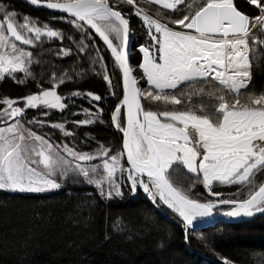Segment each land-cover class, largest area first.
<instances>
[{"label":"snow or ice","instance_id":"1","mask_svg":"<svg viewBox=\"0 0 264 264\" xmlns=\"http://www.w3.org/2000/svg\"><path fill=\"white\" fill-rule=\"evenodd\" d=\"M126 2L134 4V0ZM181 2L157 0L163 8L175 10L174 15L165 14L168 23L136 8L135 15L142 17L150 42L140 45L143 61L138 68L142 75L134 76L129 63V19L109 0H30L32 5L45 4L47 9L68 14L53 18L65 20L80 32L79 51L85 50L90 29L111 50L123 80V98L115 105L111 121L123 133V147L117 150L101 145L94 152L78 151L68 144L56 145L45 134L26 127L51 124L65 136L72 134L64 123L27 117L28 109H38V116H48L45 109L63 111L67 107L57 87L72 77L67 72L59 76L53 72L51 87L41 86L39 91L15 100L4 98L6 107L0 112L5 120L0 126V190L42 193L59 189L66 179L73 178L95 185L101 197L111 199L122 196L121 185L129 184V191L135 193L142 188L153 203L158 197L178 213L185 225L186 240L189 226L214 213L229 218L264 214V182L256 179L257 174H264V92H241L251 81L250 54L257 43L264 44L257 35L264 32V0H250L258 10L251 15L238 10L234 0H193L186 10L177 8ZM42 37L63 40L64 33L47 23L38 26L28 16L21 21L15 10L0 3V79L7 75L23 83L28 77L35 78L30 68L33 53L16 42L30 46ZM70 51L62 48L57 54ZM103 59L98 57L99 61ZM103 67L106 71V65ZM17 72L24 76L18 77ZM104 79L111 87L110 77L105 74ZM141 79L146 86L138 83ZM197 85L199 93L215 97L212 112L198 113L191 106L167 107L181 104L185 96L190 101V89ZM71 96L93 103L102 99L91 91L85 94L77 90ZM142 99L149 105L142 104ZM151 102H162L164 107L154 110ZM122 106L126 112H122ZM95 107L98 111L81 108L87 116L75 123L87 125L100 119L103 110ZM200 107H205L203 102ZM125 152L126 166L122 163ZM95 160L99 162L83 163ZM180 166L195 174V182H201L209 195L218 199L201 200L175 187L169 170ZM214 182L238 184L248 194L245 198H225L213 188Z\"/></svg>","mask_w":264,"mask_h":264},{"label":"trees","instance_id":"2","mask_svg":"<svg viewBox=\"0 0 264 264\" xmlns=\"http://www.w3.org/2000/svg\"><path fill=\"white\" fill-rule=\"evenodd\" d=\"M109 2L129 19L133 37L130 64L133 75L140 76L142 69L138 65L142 63V53L139 48L150 40L143 19L135 15L136 8L164 23H168L165 14L174 15L175 10L165 9L150 0H134L132 5L127 4L126 0ZM202 2L195 0V3ZM0 3L15 10L21 21L28 16L38 26L47 23L64 33L63 40L42 37L28 47L34 57L30 68L35 78L28 77L23 83L7 75L0 79V112L4 109V98L15 100L39 91L41 86L51 87L53 72L57 76L67 72L72 78L57 87L67 107L63 111L45 109L49 111L48 116H38V109H28L27 117L31 119L36 116L39 120L64 123L65 129L72 134L65 136L51 124L27 126L45 134L56 145L68 144L78 151L92 152L101 145L121 149L122 133L111 121V113L123 98L122 78L97 37L90 31L85 40V50L81 52L78 49L80 32L65 20L53 18L60 16L36 10L19 0H0ZM189 3H193V0H182L177 8L186 10ZM234 3L245 14H258L250 0H234ZM170 26L182 28L179 25ZM257 35L264 39V32H257ZM62 48H70L71 51L67 55H58ZM99 56L104 59L99 61ZM94 60L97 62L94 63ZM250 60L251 81L247 89H241V92H264V44L255 45ZM105 74L112 81L111 87L104 79ZM16 75L23 77L24 73L17 72ZM138 83L146 86L145 79ZM198 88L199 85L190 89V101L185 96L181 104H169L167 107L181 109L191 106L198 113L212 112L215 97L199 93ZM77 90L85 94L91 91L101 95L102 99L93 103L90 99L72 97L71 93ZM241 99L243 101V95ZM71 100H76V103ZM22 101L17 100V103L21 104L19 102ZM141 102L149 105L144 99ZM201 102L205 105L203 109ZM95 105L103 110L100 121L87 125L75 123L82 119L81 114H76L77 111H81V108L98 111ZM150 106L154 110L158 106L164 107L162 102H151ZM2 122L5 120L0 116V124ZM169 171L173 185L179 189L181 186L175 184L172 177L179 178L181 174L187 182L191 181L189 183L193 187L189 193L194 198L218 199L210 196L201 182H195V175L183 166ZM256 179L263 182L264 174H257ZM213 188L221 191L225 198H245L248 194L238 184L214 182ZM122 193V196L104 199L95 187L78 179L66 182L60 190L48 194L28 195L0 190V264H225L222 258L229 259L232 264H264V215L232 224L216 223L198 230L188 229L186 240L183 223L169 208L140 198V191L136 198H132L128 184L123 186ZM116 226L123 230L117 231Z\"/></svg>","mask_w":264,"mask_h":264},{"label":"water","instance_id":"3","mask_svg":"<svg viewBox=\"0 0 264 264\" xmlns=\"http://www.w3.org/2000/svg\"><path fill=\"white\" fill-rule=\"evenodd\" d=\"M19 1H22L24 3H26L27 5H29L30 7L36 9V10H41V11H46V12H49V13H52L56 16H67L68 14L67 13H63V12H60L59 10H51V9H47L46 5L45 4H41V5H32L30 3V0H19ZM130 27V25H129ZM131 30V29H130ZM91 31L96 37L97 39L99 40V42L103 45V47L105 48V50L110 54L111 58L113 59L114 61V57L112 56L111 54V50L107 48L105 42L99 37L98 34L95 33L94 30H89ZM132 33H131V36H130V40H129V44H128V48H129V63H130V55H131V42H132ZM115 62V61H114ZM120 71V70H119ZM120 74H121V78H122V73L120 71ZM133 74V73H132ZM122 88H123V80H122ZM124 112H126V108L124 107ZM122 133V132H121ZM122 137H123V133H122ZM123 147V141H122V144H121V149ZM125 164H126V152H125V155H124V158H123ZM264 182V181H263ZM129 188H130V185H129ZM140 192H141V195H140V198H145V199H148L146 196H145V192L143 191L142 188H139L138 189ZM136 194H137V191L135 193L131 192V196L132 198H136ZM264 214H260V213H255L253 216L251 217H240V218H229V217H226L224 216L222 213H214V215L211 217V218H206L205 221H201V220H197L194 222V226H191V228L193 230H198V229H201V228H204V227H208V226H211V225H214L216 223H226V224H232V223H236V222H240V221H243V220H247V219H253V218H256V217H260V216H263ZM178 218L182 221V218L179 217V214L177 215Z\"/></svg>","mask_w":264,"mask_h":264},{"label":"rangeland","instance_id":"4","mask_svg":"<svg viewBox=\"0 0 264 264\" xmlns=\"http://www.w3.org/2000/svg\"><path fill=\"white\" fill-rule=\"evenodd\" d=\"M124 1V0H123ZM151 2H154V3H156V4H158L157 3V0H150ZM173 2H174V0H173ZM160 6H161V4H159ZM163 6V5H162ZM144 13V12H143ZM142 18V17H141ZM34 35V34H33ZM59 37H57V39H58ZM53 39H56V38H53ZM117 41H115L114 40V43H116ZM18 45H20L21 47H24L26 50H28L29 51V49H28V47H30V46H33V45H30V46H25V45H22V43L21 42H16ZM139 51H140V48H139ZM143 55V54H142ZM146 79V78H145ZM19 103H21V105L24 103V101H22V102H19ZM6 107V105L4 104V108ZM3 111V110H2ZM93 112H95V111H93ZM122 112H124V107L122 106ZM77 113H79V114H81V116H82V119L81 120H83V119H85L86 118V116H87V113H85V112H83V111H77L76 112V114ZM99 120V119H98ZM98 120H95L94 122H96V121H98ZM100 121V120H99ZM8 122H11V121H8ZM93 122V123H94ZM4 123L5 122H2V124H0V126H3L4 125ZM92 124V123H91ZM26 127H28L27 125H26ZM92 152H94V151H92ZM97 162H99V160H95V161H91V162H83V163H97ZM122 163H125L124 162V160H122ZM125 166H126V164H125ZM186 169V168H185ZM187 170V169H186ZM188 171V170H187ZM191 174H193V173H191ZM195 175V174H194ZM119 177V173H117V178ZM75 180H77V179H73V178H68V179H66L65 180V182L62 184V186H64V184L66 183V182H69V181H74L75 182ZM172 180H173V182H175V184H178V185H180L181 186V188L180 189H182V190H186V191H189V192H191V189H192V187H193V184L192 183H189V182H191V181H189V182H187L186 181V179H184L183 177H182V175L181 174H179V178L178 177H172ZM127 184H122L121 185V191H122V189H123V186H126ZM129 185V184H128ZM62 186H61V188H62ZM93 187H95V185H92ZM61 188H59V189H53V190H50V191H46V192H42V193H21V192H18V191H16V192H13V191H7V190H2V191H6V192H9V193H16V194H28V195H37V194H48V193H52V192H56V191H58V190H60ZM96 188V187H95ZM139 191V190H138ZM138 191H137V194H138ZM145 196L149 199V200H151L152 201V199H151V197L147 194V193H145ZM118 197V196H117ZM157 204H159V205H162V206H165V207H167L168 208V206L167 205H164L163 204V202L162 201H159V198L157 197ZM170 209V208H169ZM171 211H173L174 212V210H172V209H170ZM175 214H176V217L178 218V213H176V212H174ZM217 213H219V212H217ZM179 219V218H178ZM180 220V219H179ZM181 221V220H180ZM183 225H184V223H183ZM184 227H185V225H184ZM189 229H192L191 227H189Z\"/></svg>","mask_w":264,"mask_h":264},{"label":"bare ground","instance_id":"5","mask_svg":"<svg viewBox=\"0 0 264 264\" xmlns=\"http://www.w3.org/2000/svg\"><path fill=\"white\" fill-rule=\"evenodd\" d=\"M197 220L205 221V220H206V218L197 219ZM189 227H191V226H189Z\"/></svg>","mask_w":264,"mask_h":264},{"label":"crops","instance_id":"6","mask_svg":"<svg viewBox=\"0 0 264 264\" xmlns=\"http://www.w3.org/2000/svg\"><path fill=\"white\" fill-rule=\"evenodd\" d=\"M188 31H194V30H188ZM142 53V52H141ZM143 54V53H142ZM142 61H143V55H142Z\"/></svg>","mask_w":264,"mask_h":264}]
</instances>
